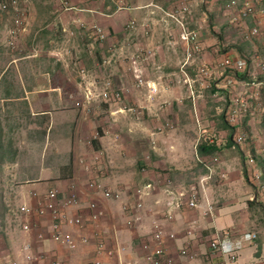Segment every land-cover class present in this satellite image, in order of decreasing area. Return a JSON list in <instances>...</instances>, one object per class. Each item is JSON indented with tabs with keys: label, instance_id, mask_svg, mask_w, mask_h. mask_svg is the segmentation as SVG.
Here are the masks:
<instances>
[{
	"label": "crops",
	"instance_id": "obj_1",
	"mask_svg": "<svg viewBox=\"0 0 264 264\" xmlns=\"http://www.w3.org/2000/svg\"><path fill=\"white\" fill-rule=\"evenodd\" d=\"M26 1L23 6L25 11L24 28L16 36L14 56L8 57L6 44H1L3 46L0 47V116L5 117L4 119L7 118L8 121L12 116L14 121L12 125L0 122V148L5 147L6 142L8 146L14 148L25 146L20 134H14L12 139L6 141L3 133L6 130L10 132V129L15 133L20 132V129L16 128V116L17 120L21 122L22 120H19L21 116L29 115L30 130L42 134L40 140L33 136L28 143L30 147L42 149L37 151L35 159L37 158L43 163L45 161V165L55 161L59 164L58 170L54 171L56 176L52 177V179L55 178L54 181L45 183V192L51 188L61 191L63 185H60L59 182H63L65 185L71 182L76 183L81 209L79 211L72 209L69 213L71 215L82 214L85 218L88 215L85 207L93 199L84 192L83 186L87 177L95 176L105 187L118 191L121 195L119 202H123L125 201V199L123 200V184L134 179V168L139 167L138 173L143 181L144 178L157 179L158 176L169 175L172 170H179L182 166L190 163L191 159H188L190 155L185 156L182 149L186 153H190V151H186V148L189 146L194 148L200 136L198 128L183 127L176 133L172 130L165 135L153 134L151 136L153 132L149 123L154 127L158 121V119H151V116L160 115V113L162 115L160 109L165 108L163 104L170 98V93L165 91L161 90L162 92L159 91L160 93L153 95L147 89L142 90L141 112L138 114L137 120L132 113H129L130 111H122L117 107L110 111H81V113L79 111V117L77 116L78 111H52L54 100L67 99L59 83L51 75L52 57L55 55L51 50L54 49V46L58 47L64 43L53 37V27H59L62 32H68L70 28L73 29L80 25L101 27L106 35L107 46L94 49L92 44H88L85 52H94L98 61L95 62V58H92V61L86 59L88 62L86 64L89 66L92 64L93 68L99 69L100 72L101 65L99 66V64L103 65L106 62L104 53L109 51L115 53L113 57L116 58L112 63L114 65L111 66L110 76L116 86L128 77L125 71L128 66H131V62L128 65V62L124 61L127 56H124V60L119 59L122 56L119 42L126 41L129 44V51L126 50L127 54L132 53L136 47L147 49L154 54H150L143 61L145 67L147 66V69L145 68L147 70L145 71L146 79L149 85L161 86L160 72L163 71L152 74L150 68L152 66L160 69L166 65L165 45L160 44V38L165 34L164 32L168 31V28L161 20L165 21L170 10L179 9L185 0H125L129 7L125 8L123 12L115 10L105 14H91L79 11L62 15L34 12L30 10V2ZM238 1L240 4L249 3L252 5L255 13L247 19L241 20L238 8L226 9L228 0L225 3L222 0H188L186 14L188 22L197 31L203 52L202 63H205L204 65L209 68L211 73L210 78H207L206 85L209 90L205 96L201 93L193 97V104H191L187 93L184 97L176 91L172 95L173 100L180 102L174 105L173 110L207 111L206 113L201 112L207 115L208 124L200 125L202 140L200 139L199 142L207 145H210L208 143L210 139H220L226 142L227 146L219 152L220 161L223 156L224 159H227L223 160L226 165L225 169L231 167V161L224 153L230 150L232 136L237 132L245 136L244 143L237 148L243 162L246 163L244 159H247L249 155L255 158L256 162L253 167L242 163L244 165L243 173L236 174L234 171H230L227 174L223 167L219 168L226 173L227 180L224 182L225 187L222 188L223 191L224 189L226 191L222 195L219 194L222 198L221 206L215 204V218L210 220L203 218L199 211L186 210L176 213L174 222L166 223L157 214L158 206L153 204L156 197H152L148 200L141 227L127 229L123 224L124 215L119 210L118 201L99 202L104 213L98 229L95 230L88 224L83 231L89 238L90 244L79 247L74 254L68 255L63 247L49 239L51 232L49 215L39 217L35 214L38 199L45 192L42 193L41 187L37 184H29L25 186L23 195L19 193L18 201L20 206L27 205L32 210L30 216L23 218V221H26L30 226L28 234L22 233L20 227L17 226L19 236L15 238L11 232V226L8 224L6 206H0L1 262L11 264L12 261H16L18 264H25L26 255L30 254L34 257V264H50L56 255L65 256L68 264H87L93 257V244L99 238L97 233H100V237L108 248L113 247L115 239L118 238L120 242L129 247V250L132 249L131 257L134 256V252H139V242L151 233L153 221H158L165 234H176L175 241L165 239L167 254L175 260L178 249L187 245L190 253L195 255L188 264H205L206 258L210 255L209 243L213 236L218 232L226 231L229 233L228 242L237 249V264H264V198L252 180V174L259 171L258 163L264 162V72L260 70V65L264 63V0ZM26 7L29 10L26 11ZM129 21L136 23V27L138 23H142L143 27L128 29ZM155 21L160 23L157 22L154 26ZM69 24L72 25L68 26ZM217 25L224 26V29L240 28L239 31L244 36L252 28H257L258 34L254 38L261 45L242 44L238 47L233 43H223V39L219 38ZM12 26L11 17L0 13V39L8 38L7 31L11 30ZM61 36L63 37L64 34ZM111 47L113 49L110 50ZM66 52L67 50L64 52L57 50V59L63 61L71 59L72 53L65 57L64 53L66 54ZM78 56L76 58L82 59L85 57V53ZM100 57L102 58L101 62L99 61ZM241 58L248 61L249 71L247 74L232 73L228 69H223L222 64L225 59L236 61ZM153 59L156 60L153 61ZM234 95H238L245 104V108L241 109L238 114L239 125L236 128L227 125L225 118L228 111L239 110L233 101ZM138 96L139 93H132L128 99L130 101L137 100ZM218 112H221V115H218ZM191 131L194 138L189 140ZM54 132L57 134L55 139L53 138ZM149 149L152 150V153ZM92 151H102L103 161L98 168L89 172L85 170L80 161L83 159L89 166L91 160L88 155ZM193 154L195 156V151ZM142 166L147 169L145 174L140 172ZM164 170H167L166 173H163ZM40 172L41 170L38 169L31 170L29 177L36 178ZM50 173V169H42V174L45 177H49L47 174ZM17 174L14 171L10 172V178H15ZM260 180L264 186V173ZM235 184L238 187H235ZM12 193L14 192H10V196ZM1 196L5 202H10L8 192L3 191ZM6 196L7 198H4ZM213 198L217 200V196ZM117 216L121 220L113 218ZM192 221H196L195 235L188 240L184 232ZM247 232L256 234L254 242L248 243L242 239L243 233ZM40 236L41 238H39ZM25 245L29 246L26 251L23 249ZM103 260L106 264H115L114 260L112 263H110L111 259L104 258Z\"/></svg>",
	"mask_w": 264,
	"mask_h": 264
},
{
	"label": "built area",
	"instance_id": "obj_2",
	"mask_svg": "<svg viewBox=\"0 0 264 264\" xmlns=\"http://www.w3.org/2000/svg\"><path fill=\"white\" fill-rule=\"evenodd\" d=\"M20 0H0V13L12 15V29L7 31V37L0 39V44H6L7 47H13L15 39L19 31L24 28V13L20 7ZM188 0H185L179 9L175 10V14H168L178 24L180 31V40L187 47L186 61H189L194 55H198L201 51L199 37L196 30H187L182 20L184 15L188 12ZM238 8L239 18L245 20L252 16L255 11L254 7L249 3L240 4L238 0H228L226 9ZM65 10H68L65 8ZM91 39L96 42H103L106 35L103 29L97 25L92 27ZM128 29L133 28V23L127 26ZM258 34L257 28H252L246 37H256ZM137 59L139 56L136 57ZM223 69H228L232 73H248V61L244 58L232 61L225 59L222 64ZM128 72L132 75L137 86H142L141 71L138 66V61L132 60L131 66L128 67ZM260 70L264 72V63L260 65ZM196 76L203 78H210L211 73L208 67L202 66L197 69ZM79 82L86 86L83 88V102L88 104L94 98H100L104 102L119 101L123 95V89H111L110 83L106 82L105 86L96 94L92 92L89 84L86 83V73L81 70L79 73ZM154 90H149L152 93ZM233 101L239 110L228 111L226 115V122L231 127H238V114L241 109L245 108V104L239 99L238 95H234ZM169 128V125L166 124ZM194 149L195 160L202 166L204 173L197 176L192 183L186 186H181L173 189L171 181L168 179H146L144 182L132 189L128 198L122 202L120 211L124 215L123 224L127 229H136L143 224L144 211L147 209L148 200L156 197L153 204L158 206L157 214L166 223L175 221L176 213L181 211H199L203 218L212 220L216 216L214 198L218 193V185H223L227 180V175L221 169L216 171V167L220 164L219 152L227 144L222 140H209V144H214L216 151L210 155L200 157L197 154L199 140L202 138L201 129ZM245 136L242 133H235L231 139L230 149H236L244 143ZM91 163L89 166L81 159L80 163L84 165L86 171H91L98 168L103 161L102 151H92L89 153ZM147 159V157H146ZM246 163L253 167L255 165V158L251 155L247 156ZM147 171L145 166L140 167V172L145 174ZM262 174L256 171L252 174V180L256 183L260 181ZM60 191L57 188H51L42 195L37 202L35 214L39 217L49 215L51 219V232L49 239L51 242L63 247L68 255L74 254L79 247H85L90 244V240L86 234L83 233L85 227L90 224L98 229L100 219L103 216V211L99 206V202L107 203L108 201H119L120 193L105 187L100 183L95 176H89L83 186L84 192L90 195L93 199L86 205L88 215L85 218L82 214L71 215L69 212L72 209L80 210L79 190L76 183L64 184ZM217 185L214 188V185ZM82 188V187H80ZM262 196H264V189L258 188ZM31 208L27 205H22L18 208L17 217L18 226L22 233L28 234L30 226L23 218L30 216ZM152 230L143 240L139 242L138 251L134 252V256L130 257L132 249L124 243L120 242L118 238L115 239L114 246L108 248L100 233H97L99 238L93 244V257L87 264H106L104 258L114 260L115 264H188L193 260L195 255L190 253L188 246L185 245L178 249L177 259L168 256L165 248V239L175 241L177 239L175 233L165 234L162 225L158 221H153L151 224ZM196 221L188 224L184 234L188 240L195 235ZM229 233L226 231L216 233L209 243L210 255L206 258L205 264H237L238 253L237 249L228 242ZM242 239L248 243L256 239L255 233H243ZM41 238V236L39 237ZM29 246L25 245L24 250H28ZM137 253V254H136ZM28 254V253H27ZM129 255V256H128ZM34 257L30 254L26 255L25 264H34ZM0 264H4L0 261ZM11 264H18L12 261ZM50 264H68L65 256L56 255Z\"/></svg>",
	"mask_w": 264,
	"mask_h": 264
},
{
	"label": "rangeland",
	"instance_id": "obj_3",
	"mask_svg": "<svg viewBox=\"0 0 264 264\" xmlns=\"http://www.w3.org/2000/svg\"><path fill=\"white\" fill-rule=\"evenodd\" d=\"M20 1H21L20 7L24 13L25 11L23 6H25V3L27 1L26 0H20ZM28 1L30 2L29 5L31 8L30 10L41 14L52 13L55 15H59V14L62 15L71 12H79V11L85 13H91V14H105L107 12H111L115 10H120L123 12L125 8L129 7V4L126 3L125 0H28ZM222 1H224L225 3L226 0H222ZM65 8L68 10H65ZM25 9L26 11L29 10L28 7H26ZM170 11L171 12L168 14L176 13L175 9H172ZM168 14L166 15L165 21L161 20L162 23H165L164 25H167L166 27L168 28V31L164 32L165 34L160 38V44L165 45L166 65L162 66L160 69L157 67H152V66L150 67L152 70L151 72L152 74H156L158 71H163L162 73L160 72V81L162 83L161 86L163 87V89L161 86L157 84L153 86L148 84V80L146 79L145 76V71H147L146 70L147 66L145 67V63L143 61H145L147 56H149L150 54L153 55L154 53L147 51V49H144L143 47H136V49H134L132 53L127 54L126 50L129 51V46H128L129 44L126 41L119 42L118 45L122 51V56L119 59L124 60V56H127L124 61H126V63L128 62V65L130 62L132 63V60L138 61L139 69L141 71V76H142V80L144 81V84L142 86H137L130 72L126 70L125 72L127 73L128 77L124 81L122 80L121 83L119 82L120 84L116 86L110 76L112 71L111 66L114 65L112 63L116 58L113 57L115 53L111 51H109L108 53H104L105 59L104 58L103 59L106 62L103 65L101 63L99 64V66L101 65L100 72L98 71L99 69L93 68L92 64L91 66H89V64L88 65L86 64L88 63L87 60L92 61V58H95V55L93 54L94 52L91 53L85 52V50H87L88 44L89 45L92 44L93 46L92 48L94 49L96 47L107 46L106 44L107 41L105 40L103 42H96L91 39L92 25L90 27H87L85 25L81 26L79 24L80 26L76 28L73 27V29L70 28L68 32H62V30L57 26L53 27V35H54L53 37L59 40L60 42H64V43L60 44L58 47L54 46L53 47L54 49L51 50L52 53H55L53 57L51 56L53 59V64H52L53 69L51 75L57 80L59 86L62 88L63 92L65 93V97L67 99L62 101L54 100L52 111H78L77 116L79 117L81 111H96V112L110 111V109L117 107L119 109H122V111H130L129 113H132L135 120H137L136 118L138 117V114L141 112L140 96L142 90L147 89L148 91L149 90L151 91V89H153L154 90L152 92L153 95L160 93L159 91L162 90L165 91L166 93H170V98L169 100L164 102L163 105L165 108L160 109V112L162 111L163 113L162 115L160 113V115L157 114L155 116H151V119H155V120L158 119V121H156V124H154V127L153 124L149 123V127L153 132L151 136L153 134L165 135L167 132L172 130L176 133L178 129H183V127L184 128L187 127L188 129H195V128L200 129L201 124L203 126L208 124V122L206 121V119L208 118L207 115L201 113V112L206 113L207 111H177V109L173 110L174 105L176 103H180V102H176L177 100L175 99L173 100L172 95L175 91L180 93L182 97H184L187 93V95H189L188 97L191 101V104H193L192 98L196 97L197 94H201V93L205 96V94L209 90V87L206 86L208 82L206 78L203 77L198 78L196 76L197 69L199 67L205 66L204 65L205 63L204 64L202 63L203 61L201 58L203 55L202 49L198 55H194L191 59H189V61H186L187 47L180 40V31L178 30L179 26L174 19L168 17ZM7 16H10L12 20V15L10 13L7 14ZM157 22L159 21H155L154 26H156ZM182 22L185 28H187V30H195L189 25L187 15H184ZM130 23H133V27H136V23H134L133 21H129L128 24ZM70 25L72 24H69L68 26ZM137 27L142 28L143 27L142 23L140 24L138 23ZM217 28L220 35L219 38L220 40L223 39L222 40L223 43H228V44L233 43L234 45H238V47H240V45L242 44L255 45V46L261 45V43L256 41L255 39L256 37L251 38V37H246V35L244 36V34L241 31H239L240 28L231 27L224 29V26H220V25H217ZM61 34H64V36L62 37ZM16 40L17 39H15V43ZM15 43L12 48L6 46V48L8 49V52L6 53L8 57L14 56L16 52ZM138 45L140 46L141 44L139 43ZM1 46L3 45L0 44V47ZM111 49L113 48L111 47L110 50ZM57 50L63 52L67 50L66 54L64 53L65 57L66 55L70 56V54L72 53L71 59L69 60L65 59V61L57 59L56 57ZM82 53H85V57L82 56L83 57L82 59L76 58L78 55ZM137 56H139L138 59L136 58ZM100 60L102 61L101 57L99 58V61ZM155 60L156 59H153V61ZM94 61L96 62L98 60L95 58ZM65 62L67 63L66 66H65ZM159 63H161V61H159ZM81 70H83L86 73V83L89 84V87L92 90V92L96 94L105 86V83L108 82L110 83L109 87L111 89H117V88L123 89V95L120 98V100L116 102L114 101L104 102L100 98H94L90 103L88 104L84 103L83 88L86 86V84L83 83L81 85L79 82L80 81L79 73ZM151 70L149 69L148 71L150 72ZM56 85L57 84L55 83V86ZM132 93H139L137 100L130 101L128 99L129 95H131ZM182 107L184 109V105ZM218 113H219L218 115H221V112ZM4 118L5 117L0 116L1 123L7 122L11 125L13 124L14 121L12 116L10 117L9 121L7 118L6 119ZM19 120L22 121L19 122L16 116V124H17L16 128L18 127L20 129V132L15 133L14 131H12V129H10L9 130L10 132H7L6 130V132L3 133V135L7 141V139L10 138L12 139L14 134L15 135L20 134L21 139L23 140V144L25 146L14 148L12 146H8L6 142L5 147L0 148V206L1 205L3 207L6 206L5 209H6V214L8 215V224L11 226V230H12L11 232L13 233L15 238H18L19 236V232H17L18 229L17 217L15 215L17 213L18 208L20 207V203L18 202L20 196L19 193L22 194L25 191V186L29 184L30 185L37 184L39 187H41L42 193L43 191L45 192L46 190L45 183L54 181L55 178L52 179V177L56 176V172L54 173V171L58 170L59 168V164L57 161L53 162L52 164L45 165V161L43 163L39 159L37 158L35 159V154L37 153V151L42 149L37 147H30L28 143L31 141L33 136L37 140H40L42 134L40 132L36 133L35 131L30 130L29 115L28 116L23 115ZM166 124L169 125V128L166 127ZM53 135H54L53 138L55 139L57 136L56 132H54ZM188 138L189 140L194 138V134L192 131H191V137L189 136ZM200 143L201 142H199L198 146L200 145ZM186 151L187 152L190 151V153H186L182 149V152H184L185 156L190 155L189 156L190 158H188L191 159L190 163H188L186 166H182V168L179 170H172L171 174H169L170 176L169 175L158 176V179L159 178L168 179V181H171L174 187L173 189L181 186H186L187 184L192 183L197 176L202 175L204 173L202 166H200L195 160V156L193 154L195 149L189 146L188 148H186ZM237 151L238 150L236 148L234 150L233 149L227 150V152L224 153L231 161L230 162L231 167L227 169H225L226 165L224 164L225 161H223L227 159H224V156L223 158L220 156L222 160L220 161L218 167H216V171H218L219 168L223 167V169L227 174L230 173V171H234L236 174L239 172L243 173L244 165H242V163L244 164L245 162H243L242 156H240ZM150 153H152V150H150ZM204 156H200V157H204ZM244 160L246 161V159ZM258 164H259L258 170L263 175L264 162L263 163L259 162ZM34 169H38L39 171L41 170V172L39 175H37L36 178L35 177L31 178L29 177L31 175L30 172L31 170ZM42 169L51 170V173L47 174L49 175V177H45L42 174ZM138 169L139 167L137 169L134 168L133 171L134 179L129 180L127 184H123L124 185L122 190L124 192L123 200L124 199L126 200L128 198L133 188L140 186L144 182V180H146L144 178L143 181H141V176L138 173ZM13 171L18 174L15 178H10V172ZM164 171L165 172L163 173H166L167 170ZM26 176L28 177L26 178ZM216 185L217 183L214 185V188ZM224 185L225 184L218 185L219 189H218V193L216 194L218 201L216 199L214 200L216 206L219 205V207L221 206L220 203L222 201V198L221 196H219V194L222 195V193L226 191L225 189L224 191L222 189L223 187H225ZM255 186L257 188L264 189L261 180L258 183H256ZM235 187H238V185L235 184ZM3 191L8 192L9 196H10V192H14L12 193V196H10V202L6 201L7 202L6 203L3 197L1 196V193ZM15 191L18 192L16 193ZM4 198H7V196ZM121 204L122 202L120 201L118 206L121 207ZM113 218L117 220H121L119 216ZM110 261H111L110 263L113 262L112 260Z\"/></svg>",
	"mask_w": 264,
	"mask_h": 264
},
{
	"label": "trees",
	"instance_id": "obj_4",
	"mask_svg": "<svg viewBox=\"0 0 264 264\" xmlns=\"http://www.w3.org/2000/svg\"><path fill=\"white\" fill-rule=\"evenodd\" d=\"M216 147L214 144L207 145L206 143H202L197 147V153L200 156L210 155L216 151Z\"/></svg>",
	"mask_w": 264,
	"mask_h": 264
}]
</instances>
